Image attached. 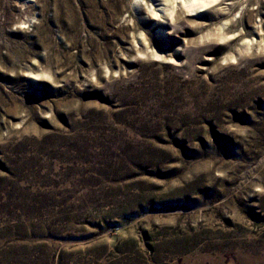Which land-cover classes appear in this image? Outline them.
<instances>
[{"label":"rangeland","instance_id":"374dc122","mask_svg":"<svg viewBox=\"0 0 264 264\" xmlns=\"http://www.w3.org/2000/svg\"><path fill=\"white\" fill-rule=\"evenodd\" d=\"M183 1L0 0V264H264V0Z\"/></svg>","mask_w":264,"mask_h":264},{"label":"bare ground","instance_id":"6f19581e","mask_svg":"<svg viewBox=\"0 0 264 264\" xmlns=\"http://www.w3.org/2000/svg\"><path fill=\"white\" fill-rule=\"evenodd\" d=\"M206 1L207 0H184L183 4L187 5L185 7H188L191 11H196L199 8L205 7L207 5Z\"/></svg>","mask_w":264,"mask_h":264}]
</instances>
